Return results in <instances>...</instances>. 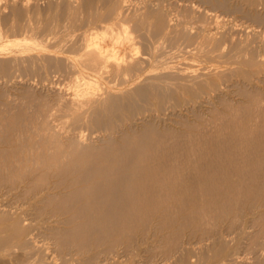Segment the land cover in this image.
<instances>
[{
    "label": "bare ground",
    "instance_id": "1",
    "mask_svg": "<svg viewBox=\"0 0 264 264\" xmlns=\"http://www.w3.org/2000/svg\"><path fill=\"white\" fill-rule=\"evenodd\" d=\"M231 1L82 0L77 6L66 1L55 3L58 9L50 17L38 0H0V44L10 42L0 46V86L14 91L21 84L35 87L37 79L45 88L80 78L75 88H55L54 100L33 104L32 112L26 102L24 107L10 102L0 115V146H9L0 149V185L20 187L28 201L40 203L30 212L0 204V223L11 225L30 264H115L114 251L113 257L89 263L66 252L127 238L153 219L196 223L264 197V94L251 91L257 88L254 81L264 83V30L259 29L264 13L258 11L251 25L239 29L240 20L232 15L240 6ZM228 20L230 27L223 24ZM98 22L111 24L110 43L98 40L97 31L79 34ZM180 58L188 62L179 63ZM237 64L251 69L243 81L234 80L242 71L229 68ZM232 89L250 103L202 137L175 134L171 141L152 125L136 129L139 122L151 124L157 112H178V92L193 93L194 99L186 98L190 111ZM151 99L158 101L156 108ZM52 221L68 228L46 226ZM214 233L198 232L200 242L211 241L198 255L183 242L173 245L178 255L173 264H202L209 252L218 258L227 243L222 231ZM9 242L0 235L1 249ZM252 248L256 264H264L263 242Z\"/></svg>",
    "mask_w": 264,
    "mask_h": 264
},
{
    "label": "rangeland",
    "instance_id": "2",
    "mask_svg": "<svg viewBox=\"0 0 264 264\" xmlns=\"http://www.w3.org/2000/svg\"><path fill=\"white\" fill-rule=\"evenodd\" d=\"M47 3L45 2V0H38V3L40 4L43 13H49V15H53V13L55 14V12L58 9V6L56 4H59V2L61 4H63L66 1L71 2L73 5H78L79 1L81 2L82 0H46ZM75 1V2H74ZM169 1V0H168ZM172 1V0H170ZM56 5V9L53 10V8H55ZM231 2H233L234 5H238L240 6V10L241 12H238L233 14L232 16L234 18L239 19L240 21L238 22V24H240L241 26H239V29L241 28L242 30H244V27L251 25L252 23V18L254 17V15L257 14L258 11H260V13H264V0H232ZM237 2V3H236ZM42 3V4H41ZM51 3V5H53V8L48 11L47 8ZM259 3H262L263 5H259ZM46 4V5H44ZM76 5V6H77ZM246 5V6H245ZM45 6V8H44ZM252 8V9H251ZM261 8V9H260ZM244 9V10H243ZM254 9V10H253ZM249 10V11H248ZM53 12V13H52ZM250 13V14H248ZM50 15V17H51ZM245 15V16H244ZM244 16V17H243ZM253 16V17H252ZM240 17V18H239ZM246 18V19H245ZM249 18V19H248ZM244 21V22H243ZM213 23V22H212ZM209 23L207 26V28H213V24ZM230 25H229V24ZM228 23H223L225 24L226 27H230L231 21L228 20ZM244 23V25H243ZM248 23V25L246 24ZM102 26H100V25ZM105 26H104V25ZM107 24V25H106ZM228 24V25H227ZM99 25V26H97ZM196 25V26H195ZM253 25V24H252ZM91 26V27H90ZM88 27H84V29L79 30V34L88 31L89 33H94L95 31H97V35L99 37H97L98 40L104 38V40H100L104 43H108L109 40H111V34L109 35V33H106V31L109 30V28H111V24L108 23H101L98 22L94 25H90ZM108 26V27H107ZM201 26V23H196L194 24L195 28H198ZM244 26V27H243ZM94 27V28H93ZM105 27V29H104ZM255 27V26H254ZM93 28V29H92ZM98 28V29H97ZM103 28V29H102ZM97 29V30H95ZM260 30L263 29L264 27H260ZM101 30V31H100ZM196 29H193V32ZM91 31V32H90ZM93 31V32H92ZM77 32V33H78ZM81 32V33H80ZM101 33V34H100ZM103 33L105 34L103 36ZM102 36V37H101ZM109 36V37H108ZM101 37V38H100ZM107 38V41L105 42ZM109 38V39H108ZM111 41H109L110 43ZM3 44H0V46H9L10 42L5 41L2 42ZM6 43V45L4 44ZM8 43V44H7ZM181 61L178 60V62H188L185 59L180 58ZM229 67V66H228ZM237 68L238 70L242 71L240 72V75L237 77H234V80H244V72H250L251 69L246 66V65H233L230 66L229 68ZM198 68V66L196 67ZM248 70V71H247ZM72 78H69L67 80H64V82H69V83H63L62 81V85L64 89H69V88H75L74 85L78 83V80L76 77H73V84H70L71 81H69ZM75 79V80H74ZM37 79L33 80L32 82H35V87L31 86V87H24L25 85L21 84L19 86H16L14 89V91L12 89L6 88L5 86H0V115H2L4 113L5 110V106L8 103H12L13 105H20V107H24L26 106L27 111L28 112H32L33 111V104L34 106L37 105L38 103H40V105H46L49 102V100H54V96L56 95L55 88L58 87H62V85L58 82H55L52 84H47L46 83V88H43V86L41 84L38 83ZM77 80V81H76ZM214 81H216L217 83H219V81L215 78ZM0 82H2V80H0ZM32 84V85H34ZM40 86H38V85ZM72 85L71 87L69 86ZM255 85V87L257 88H250L251 91L253 90L254 92H258L257 89H259L260 91H262V93L264 94L263 90H264V83H260L258 81H254L253 83ZM50 85L53 86V89L50 87ZM55 85V86H54ZM58 85V86H57ZM23 86V87H22ZM57 86V87H56ZM69 86V87H67ZM39 87V88H38ZM67 87V88H66ZM263 87V88H262ZM19 88V89H18ZM35 88V89H33ZM41 88V89H40ZM50 88V91H49ZM261 88V89H260ZM5 89V90H4ZM24 89V90H23ZM45 89V90H44ZM40 90V91H39ZM42 90V91H41ZM47 90V91H46ZM52 90V93H51ZM205 91H208L207 88L204 89ZM46 93H45V92ZM54 91V92H53ZM231 91H235L234 93H229L230 91H225L226 96H221L220 98H216V99H211V104L210 103H206V102H202V104L196 103V108L193 110H187V104L186 102L188 100H192L194 99V95L191 91H184V92H178L174 95V99L175 101L179 104V107L177 108L178 112H176L175 114H171V112L168 110V112H157L155 114V116H153V118L150 119V122H152L151 124H146V123H142L139 122L136 125V129L141 130L148 126H153L155 128H159L158 130L156 129V131L161 134V132L163 131V134L166 135V137L170 138V140L172 141L174 138V135L176 134V137H181L184 139H188V138H199L204 136L205 133H208L209 131L214 130L215 128H217L219 125L221 124L224 119L226 118V116H230V114L237 112L240 107L241 104L242 106H246L244 104H248L250 103L249 101H251L250 97H245L241 94V92H238L237 89H232ZM44 92V93H43ZM9 93L10 96H9ZM13 93V94H12ZM19 93V94H18ZM48 93V94H47ZM16 94V95H15ZM13 95V96H12ZM21 95V96H20ZM50 95V96H49ZM214 96V94H212ZM236 95V96H235ZM20 96V97H19ZM48 96V97H47ZM12 97V98H10ZM15 97V98H14ZM224 97V98H223ZM242 97V98H241ZM10 98V99H8ZM17 98V99H16ZM188 100H187V99ZM190 98V99H189ZM11 100V101H10ZM13 100H15L16 102L13 103ZM180 100V101H179ZM220 100V101H218ZM249 100V101H248ZM23 101V102H22ZM36 101V102H35ZM151 103L153 104V106L156 108L158 106V101L155 99H151L150 100ZM246 101V102H245ZM22 102V103H21ZM26 102V103H25ZM231 102V103H230ZM241 102V103H239ZM248 102V103H247ZM19 103V104H18ZM26 105H25V104ZM206 103V105L204 104ZM28 105H30V107H28ZM211 105V106H209ZM218 105V106H217ZM220 105V106H219ZM198 106V107H197ZM207 108V111H205V109ZM210 108V109H209ZM228 108V109H227ZM238 108V110H237ZM180 109V110H179ZM219 109V110H218ZM184 111V112H183ZM225 113H223V112ZM228 111L230 113H228ZM195 112V113H194ZM170 115H167V114ZM192 113V114H191ZM197 113V115H196ZM207 113V114H206ZM226 113H228L226 115ZM31 114V113H30ZM180 116H179V115ZM191 114V115H190ZM194 114V115H193ZM200 114V115H199ZM205 114V115H204ZM178 117H176V116ZM187 115V116H186ZM210 115V116H209ZM165 116V117H163ZM174 116V117H173ZM182 116V119L180 120ZM208 118H207V117ZM213 116V117H212ZM185 117V118H184ZM193 117V118H191ZM206 117V118H205ZM222 117V119H221ZM178 118V119H177ZM158 119V120H157ZM215 119V120H214ZM154 120V121H153ZM165 120V121H164ZM196 120V121H195ZM200 122H198V121ZM223 120V121H222ZM164 121V122H163ZM180 121V122H179ZM182 121V122H181ZM192 121V122H191ZM154 122V125H153ZM169 122V123H168ZM173 122V123H172ZM197 122V123H196ZM214 122V123H213ZM219 122V123H218ZM141 123V125H140ZM185 123V124H184ZM201 123V124H200ZM172 124V125H171ZM199 124V125H198ZM207 124V125H206ZM217 124V126H216ZM140 125V126H139ZM171 125L172 127L169 128V126ZM181 125V126H180ZM211 125V127H210ZM158 126V127H156ZM163 127V128H162ZM207 127V128H206ZM165 128V130H164ZM205 128V129H203ZM161 129V130H160ZM171 129V130H170ZM174 129V130H173ZM178 129V131H177ZM207 129V130H206ZM203 130V131H202ZM166 131V132H164ZM182 131V133H181ZM184 131V132H183ZM186 131V132H185ZM188 131V132H187ZM197 131V132H196ZM177 132V133H176ZM170 133V134H168ZM174 133V134H173ZM189 133V134H188ZM191 133V134H190ZM199 133V134H198ZM196 134V135H195ZM188 135V136H187ZM5 146V147H4ZM8 146V145H7ZM9 147V146H8ZM6 147V145H2L0 146V149H6L8 148ZM8 188V189H7ZM1 186L0 185V190L1 191V195H3V198H0V204L4 203L7 206H12V207H16V209L21 208V210L23 209L24 211H29L31 210L32 205H38L40 203H35L34 201H28L26 198V194L24 193V191L19 187L17 189H12L10 186L8 187ZM11 188V189H9ZM20 190V191H19ZM17 191V192H15ZM15 192V193H14ZM20 195H19V194ZM12 194V195H11ZM7 195V196H6ZM18 197H16V196ZM9 197V198H8ZM15 197V198H13ZM23 197V198H22ZM5 198V199H4ZM18 199V200H17ZM4 200V201H3ZM16 200V201H15ZM257 201L255 203H252L254 201L250 200L245 202L243 205H237L238 207L232 206L230 210L226 211L225 214H223L221 217H217V218H207L205 220L196 222V223H185L184 221L180 219H178L177 221L173 222V223H168L165 221H160L157 219H153L151 220L146 226L142 227V228H138L136 229L134 232V234L132 236L129 237H124V238H116L115 241L113 240L112 242H105L102 243L100 245H92L86 249H77L76 246L72 247L71 249L67 250L66 253H70V255H68L67 257L69 258V256H73V258L76 261H83V262H91L93 260H95L94 258L97 257L98 261H103L105 260L107 257L112 256V251H114L115 255H117L116 261L114 262L115 264H173L175 262L174 259L178 258V255L175 253V251L172 249L173 245H176L177 242H183L186 245H184L185 247H190L193 255H198L199 252L207 245L210 244L211 241H205V242H200V237L199 234H203L205 232V236L211 235V234H215L214 232H216V230L219 229V231H222L224 234V241L227 243V249L223 250L221 252V255L218 258H213L212 255H214V252H209V255L207 259V262H204L202 264H237V263H241V264H256L257 262V255L254 252L255 248H252V246L255 245V243H258L259 241L263 242L264 244V235L261 234L262 231H264V197H260L258 199H256ZM14 201V202H13ZM21 201V203L19 202ZM23 201V202H22ZM28 201V202H27ZM30 202V203H29ZM10 203V204H9ZM28 203V204H27ZM259 203V205H258ZM15 204V205H13ZM27 204V205H26ZM31 204V205H30ZM249 204V205H248ZM18 205V206H17ZM21 205V206H20ZM24 205V206H23ZM29 205V206H28ZM248 207H247V206ZM29 209H28V207ZM26 209V210H25ZM258 209V210H257ZM22 210V211H23ZM243 212V213H242ZM242 213V214H241ZM248 213V214H247ZM252 213V214H251ZM250 214V215H249ZM255 214V215H254ZM236 215V216H235ZM231 216V217H230ZM235 216V217H234ZM233 217V218H232ZM230 218V219H229ZM241 218V219H240ZM64 219V217H63ZM209 219V220H208ZM226 219V220H225ZM53 221H56L53 220ZM48 222L46 223L49 224L48 226H56L57 228H61V229H66L68 228V226H63V225H59L57 222ZM153 221V225L152 222ZM204 221V222H203ZM213 223H212V222ZM215 221V222H214ZM220 223H219V222ZM244 221V222H243ZM159 222V224L157 225V223ZM177 222V223H176ZM236 222V225H235ZM242 222V223H241ZM55 225H53V224ZM156 225H155V224ZM162 223V224H161ZM168 223V224H167ZM175 223V224H174ZM183 225H182V224ZM223 223V224H222ZM251 223V224H250ZM8 225L2 224L0 223V229L5 228L4 229V233H0L1 236H6L7 238L10 239V242L5 246V248L1 249L0 248V262H4L7 264V262L9 264H30L29 263V257L25 254L24 250H22L21 248L19 249L18 243H16V239L14 238L15 236H13V232L11 231V225H9V223H6ZM58 224V225H56ZM151 224V226L149 225ZM177 224V225H176ZM189 224V225H188ZM196 224V225H194ZM199 224V225H198ZM202 224V225H201ZM220 224V225H218ZM5 225V226H4ZM148 225L150 227H148ZM161 225H163L161 227ZM179 225H182L179 226ZM221 225H223L222 227H220ZM155 226V227H154ZM158 226V227H157ZM178 226V227H177ZM195 226V228H194ZM198 226V227H197ZM260 226V228H259ZM2 227V228H1ZM63 227V228H62ZM66 227V228H65ZM154 227V228H153ZM175 227V228H174ZM247 227V228H246ZM262 227V228H261ZM147 228V229H146ZM148 228H151L148 229ZM172 228V229H171ZM188 228V229H187ZM191 228V229H190ZM218 228V229H217ZM144 229V230H142ZM186 230L185 231H183ZM193 229V230H192ZM195 229V230H194ZM206 229V230H204ZM234 229V230H233ZM248 229V230H247ZM250 229V230H249ZM142 230V231H140ZM148 230V231H147ZM158 230V231H156ZM166 230V231H165ZM176 230V231H175ZM202 230V231H201ZM251 230H253L252 232H250ZM257 230V232H256ZM139 231V232H138ZM181 231V232H180ZM190 231V232H189ZM195 231V232H194ZM207 231H209V233H207ZM227 231V232H226ZM157 232V233H156ZM171 232V234H170ZM174 232V233H173ZM177 232V233H176ZM179 232V233H178ZM199 232V234H198ZM211 232V233H210ZM249 232V233H248ZM148 233V234H146ZM166 233V234H165ZM193 233V234H192ZM231 233V234H230ZM236 233V234H234ZM259 233V237L256 236V234ZM136 234H138L136 236ZM142 234V235H141ZM162 234V235H161ZM186 237H185V235ZM188 234V235H187ZM147 235V236H146ZM152 235H157L159 237H155ZM164 235V236H163ZM190 235V236H189ZM198 235V236H197ZM142 236V237H141ZM193 236V237H192ZM197 236V237H196ZM236 236V237H234ZM261 236V237H260ZM162 237V238H161ZM164 237H166V239H164ZM170 237V238H169ZM188 237V238H187ZM230 237V238H229ZM129 238V239H128ZM136 238V239H135ZM139 238V240L137 239ZM182 238V239H181ZM199 240H198V239ZM118 239V240H117ZM189 239V240H188ZM124 240V242H123ZM182 240V241H181ZM193 240V242L191 241ZM257 240V241H256ZM259 240V241H258ZM126 241V242H125ZM162 241V242H161ZM185 241V242H184ZM197 241V242H196ZM256 241V242H255ZM123 242V243H122ZM134 242V243H133ZM136 242V243H135ZM188 242L190 244H188ZM199 242V244H198ZM249 242V243H248ZM128 243V244H127ZM143 243V244H142ZM169 243V244H168ZM207 243V244H206ZM12 244V245H11ZM113 244V245H112ZM119 244V245H118ZM162 244H164L162 246ZM167 244V245H166ZM128 245V246H127ZM203 245V246H202ZM124 246V247H123ZM134 246V247H133ZM196 246V247H195ZM236 246V247H235ZM18 247V248H17ZM112 248V249H111ZM134 248V249H133ZM197 248V249H196ZM11 249V250H10ZM123 249V250H122ZM132 249V250H131ZM250 249V250H249ZM19 250V251H18ZM92 250V251H91ZM95 250V251H94ZM118 250V251H117ZM127 250V251H125ZM135 250V251H133ZM195 250V251H194ZM8 251V252H7ZM23 251V252H22ZM131 251L133 252L131 255ZM149 251V252H148ZM130 252V253H129ZM17 253V254H16ZM78 253V254H77ZM96 253V254H94ZM175 253V254H174ZM197 253V254H196ZM228 253V254H227ZM15 254V255H14ZM107 254V256H106ZM124 254V255H123ZM128 254V255H127ZM164 254V255H163ZM167 254V255H166ZM25 255V257H24ZM123 255V256H122ZM166 255V256H165ZM17 256V257H16ZM75 256V257H74ZM172 256V257H171ZM175 256V258H173ZM177 256V257H176ZM222 256V257H221ZM247 256V257H246ZM9 257V258H8ZM15 257V258H14ZM122 257V258H121ZM3 260H2V259ZM169 258V260H168ZM172 258V259H171ZM222 258V260H221ZM6 259V260H5ZM13 259V260H12ZM124 259V260H123ZM128 259V260H127ZM243 261L242 259H246L244 262H237V261ZM10 262H9V261ZM17 260V261H16ZM122 260V261H121ZM171 260V261H170ZM173 260V261H172ZM191 260L194 262L196 260V257H191ZM22 261V262H21ZM166 261V262H165ZM209 261V262H208ZM20 262V263H19ZM124 262V263H123ZM126 262V263H125ZM154 262V263H153ZM163 262V263H162ZM169 262V263H168Z\"/></svg>",
    "mask_w": 264,
    "mask_h": 264
}]
</instances>
